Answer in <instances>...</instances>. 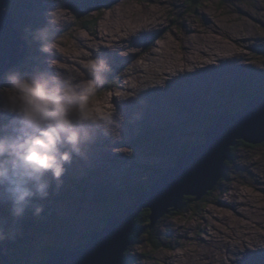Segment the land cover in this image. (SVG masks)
I'll return each mask as SVG.
<instances>
[{
  "label": "rangeland",
  "instance_id": "rangeland-1",
  "mask_svg": "<svg viewBox=\"0 0 264 264\" xmlns=\"http://www.w3.org/2000/svg\"><path fill=\"white\" fill-rule=\"evenodd\" d=\"M84 1L66 0L65 7L75 15L59 29L50 62L72 71L96 54L107 56L113 71L97 107L103 114L127 93L129 102L120 110L129 119L142 113L143 123H126L122 138L99 149L90 169L70 175L62 193L47 203L45 218L23 222L16 239L27 241L13 245L7 251L9 262L0 264H43L47 251L85 245L88 231L103 229L108 218L132 203L130 193L147 191L164 168L175 165L186 145L203 141L211 117L243 108L240 93L228 96L226 88L244 83V89L264 97V0H191L190 10V0H93L96 6L82 10ZM51 7L48 0H8L4 12L10 13L12 28L22 39L23 27L42 23ZM98 16L96 27H88ZM142 24L146 32L138 28ZM99 32L120 37V42L113 47L111 41L99 43ZM184 34L189 35L186 40ZM20 46L27 50L18 64L32 51L24 40ZM116 73L119 78L112 83ZM231 159L210 195L190 203L192 209L177 210L179 216L168 214L157 221L151 230L158 248L145 240L130 245L124 264H166L169 257L179 260L176 264H228L233 247V252H245L241 242L249 245L262 238L261 223L250 227L252 233L246 226L253 217L250 204L264 208V143L240 146ZM230 202L248 218L227 207ZM228 211L235 215L233 224L223 220ZM247 234H252L250 240ZM202 238L210 243L203 244ZM262 247L246 250L234 264H264ZM203 249L208 261L201 256Z\"/></svg>",
  "mask_w": 264,
  "mask_h": 264
},
{
  "label": "clouds",
  "instance_id": "clouds-1",
  "mask_svg": "<svg viewBox=\"0 0 264 264\" xmlns=\"http://www.w3.org/2000/svg\"><path fill=\"white\" fill-rule=\"evenodd\" d=\"M48 2L53 7L43 22L22 29L31 54L7 70L0 67V248L22 234L26 219L43 220L68 177L83 175L99 149L142 118L120 110L127 93L103 114L97 107L113 71L107 56L96 54L72 71L51 64L58 31L75 13L66 0Z\"/></svg>",
  "mask_w": 264,
  "mask_h": 264
},
{
  "label": "water",
  "instance_id": "water-1",
  "mask_svg": "<svg viewBox=\"0 0 264 264\" xmlns=\"http://www.w3.org/2000/svg\"><path fill=\"white\" fill-rule=\"evenodd\" d=\"M7 5L8 0H0V67L5 70L18 64L27 50L20 46L23 40L12 28L10 13L4 12ZM244 105L238 112L217 116L203 132L204 142L191 146L147 191L139 192L121 214L108 218L103 229L92 231L82 249L47 251L43 264H124L132 244V229L144 210L150 211L152 229L163 216L179 210L185 197L198 202L214 189L224 176L231 148L238 142L250 146L264 143V97L250 99ZM23 241L27 240L15 239L0 248V260L8 263L6 252Z\"/></svg>",
  "mask_w": 264,
  "mask_h": 264
},
{
  "label": "trees",
  "instance_id": "trees-1",
  "mask_svg": "<svg viewBox=\"0 0 264 264\" xmlns=\"http://www.w3.org/2000/svg\"><path fill=\"white\" fill-rule=\"evenodd\" d=\"M102 1H103V0H102ZM84 3H85L86 5L82 8V10H86V9L90 8L91 6H96V4L94 3L93 0H92V1L85 0ZM192 5H193V2H192L191 0H190V1H187V6L189 7V10L191 9ZM9 15H10V14H9ZM81 15H82V13H81ZM8 18H9V17H8ZM10 18H11V16H10ZM99 18H100V17L98 16V17H95V18H93V19H90V20L88 21L87 26H88V27H89V26L96 27V25H97V23H98V21H99ZM11 19H12V18H11ZM152 43H153V42H151L149 45L151 46ZM118 78H119V76H118V74L116 73V74L111 75L110 80H111L112 83H114ZM230 86H231V87H228V89L226 88V93H227V95H228V96H231V95H233V94L237 95V93L239 92V93H240V97H239V98L241 99L240 102H242L243 104H244V102L250 100L251 98L254 99V98L260 96V94H257L255 91H251V90H248V89H246V88L244 89V86H245L244 83H242L241 86L235 88L234 90H233L234 85L231 84ZM238 88H239V89H238ZM227 112H229V111H227ZM216 118H217V116H213V117H211V120H210V122H209V125H210L212 122H214V121L216 120ZM209 125H208V126H209ZM202 137H203V132H202ZM202 142H204V137H203V141H202ZM202 142H200V143H202ZM194 145H195V144H194ZM191 146H193V144L186 145V146L184 147V149L181 150V151L179 152L178 156H181V155L185 154ZM240 146H244V147H248V148L253 147V146H250V145H246V144H244V143H242V142H238L237 145H236L234 148H231V151H230L231 158L233 157L234 153L237 151V149H238ZM177 160H178V158L174 160V164H176V161H177ZM231 162H232V159H231L230 161L226 162L224 166H227V165L231 164ZM166 170H167V169L164 168V171H166ZM224 170H225V169H224ZM164 171H162V172H164ZM160 172H161V170H160ZM162 172H161V173H162ZM224 173H225V172H224ZM159 176H160V175H159ZM222 179H223V178H222ZM222 179H221V180H222ZM221 182H222V181H220L219 184H220ZM219 184H218V185H219ZM218 185H217V186H218ZM140 189H142V188H138V190L136 189V190H137L136 192L131 191V192H134V193H130V195H131L132 197H133V196L135 197V196L138 194V192L140 191ZM147 189H149V188H146V189H144V190H147ZM207 195H210V192H209ZM132 201H133V200H132ZM190 203H193V198H192V197H185V198L182 200V202H181L180 209H182V210L192 209V207H191L192 204H190ZM193 206H194V205H193ZM123 210H124V208H122L121 213L123 212ZM177 212H178V213H177ZM121 213H120V214H121ZM179 213H180V211H176V213L171 212L170 215L172 214V215H174V216H179V215H180ZM117 215H118V214H117ZM117 215H115V216H117ZM149 215H150V211H148V210H144V211L139 215L138 219L135 221V226H134V228L132 229V234H131V239H132V245H131V247H134V246H136V245H139L140 242H141L142 240H145V241L147 242L148 245H152V246H154V247H157V246L159 245L158 242H155V241L153 240L152 230L150 229ZM105 225H106V222H104V226H105ZM88 232H89V231H88ZM88 232H87L86 235H85V237H86V241H85V242H88V241H89L88 238H89V235H90L91 232H90L89 234H88ZM82 247H83V246H80V247L75 248V249H81ZM157 248H158V247H157ZM126 259H127V257L125 256V260H126ZM12 264H13V263H12Z\"/></svg>",
  "mask_w": 264,
  "mask_h": 264
},
{
  "label": "bare ground",
  "instance_id": "bare-ground-1",
  "mask_svg": "<svg viewBox=\"0 0 264 264\" xmlns=\"http://www.w3.org/2000/svg\"><path fill=\"white\" fill-rule=\"evenodd\" d=\"M145 24V23H144ZM138 26V25H137ZM141 31H144V32H146V25H140L139 27H138ZM186 29H193L195 32H197V30H196V28H191V27H186ZM99 38H98V42L99 43H104V42H107V41H111V46L113 47V46H115L118 42H120L119 40H120V37L118 38L117 36V40L116 39H113L112 37H107V36H105L104 34H101L100 32H99ZM188 36L189 35H187V34H184V36L182 37L184 40H186L187 38H188ZM98 43V44H99ZM184 46H186L187 47V45H184ZM252 99V98H251ZM245 106V105H244ZM138 124L139 123H143V120L142 119H140L138 122H137ZM230 159H231V157H230ZM234 195V194H233ZM242 195V194H241ZM244 200H246V202H247V199L245 198ZM220 203L221 204H223L224 202L221 200L220 201ZM235 203V202H234ZM249 203H251V201H249ZM231 204H233V202H230L229 203V205L227 206V205H225V206H227V207H229L231 210H235V211H240V213L242 212V214L244 215L245 213L242 211V210H239L238 208H237V205L235 204V205H231ZM241 204H242V202H241ZM238 207H239V205H238ZM250 209H251V211H252V214H253V217H249V223L247 224V221H246V219H241L244 223H246L247 224V226H246V230H247V232L248 233H252L251 231H252V228H250L252 225L254 226L255 224L256 225H258L259 223H261V225H262V227H264V208H259V207H252L251 206V204H250ZM227 210V209H226ZM228 212H230L231 214H229V215H224V217H223V220L225 221H227L228 222V224H233V222L232 221H234V220H232L231 219V217H233L232 215H234L233 214V212H231V211H228ZM237 213V212H236ZM246 215V214H245ZM226 216V217H225ZM235 216V215H234ZM248 215H246L245 217L246 218H248L247 217ZM217 217V216H216ZM219 217V216H218ZM236 217H237V215H236ZM239 217V216H238ZM241 217V216H240ZM235 218V217H234ZM221 219V218H220ZM218 220V219H217ZM230 220H232V221H230ZM237 220V219H236ZM235 220V224L237 223V224H240V221H239V219L236 221ZM220 222V221H219ZM227 222H226V225H227ZM242 223V222H241ZM243 224V223H242ZM218 225H220V224H218ZM223 225V224H222ZM242 226V225H241ZM231 228V227H230ZM251 229V230H250ZM249 230V231H248ZM252 234H247L246 236H248L246 239H249L250 240V236H251ZM226 236V235H225ZM207 237V236H206ZM233 237V236H232ZM237 237V236H236ZM202 241H203V244H209L210 243V239H209V241L207 242V243H204V239L202 238ZM246 241V240H245ZM257 241H259L258 243H257ZM214 243V242H213ZM218 243V242H217ZM242 243V245L244 246V248L247 250V252H249L250 251V248L251 247H253V251H256V250H258V251H261L262 249H263V245H264V236L262 237V238H260V239H258V240H256V242L255 243H251V244H249V245H247V243L246 242H241ZM257 244V245H256ZM212 245V244H211ZM231 247V246H230ZM234 248L235 247H233L232 248V250L230 251V256L227 258V262L226 263H228V264H234L235 262L236 263H238L239 262V260H240V257H241V255L242 254H244V253H246V250H245V252H240V251H238L237 253L236 252H233L234 251ZM206 249L208 250V247H206ZM206 249H203V251L202 252H204ZM206 250V251H207ZM209 251V250H208ZM200 253V252H199ZM208 255H209V253L207 252V253H202V258H207L206 260L208 261ZM210 256H212V254L210 253ZM210 258V257H209ZM165 259V258H164ZM204 259V260H205ZM221 259V258H220ZM205 260V261H206ZM225 261V260H224ZM176 262H179V260H173L171 257H169L168 258V261H166V264H176ZM225 262H221V261H217V264H224ZM204 264V263H203Z\"/></svg>",
  "mask_w": 264,
  "mask_h": 264
}]
</instances>
